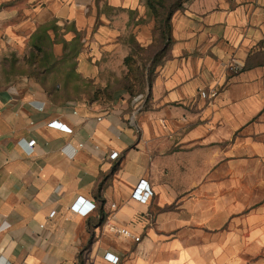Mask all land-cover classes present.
Here are the masks:
<instances>
[{"label": "crops", "instance_id": "obj_1", "mask_svg": "<svg viewBox=\"0 0 264 264\" xmlns=\"http://www.w3.org/2000/svg\"><path fill=\"white\" fill-rule=\"evenodd\" d=\"M56 3L74 78L0 92V264H264V0H188L168 45L146 0Z\"/></svg>", "mask_w": 264, "mask_h": 264}, {"label": "rangeland", "instance_id": "obj_2", "mask_svg": "<svg viewBox=\"0 0 264 264\" xmlns=\"http://www.w3.org/2000/svg\"><path fill=\"white\" fill-rule=\"evenodd\" d=\"M56 1L0 0V92L23 79L39 81L31 76L32 55L36 52L31 38L41 27L54 24L53 16L57 15L58 5ZM149 18L150 26L155 29V17L151 15ZM59 33L63 34L62 31H58V34L53 30L49 31L53 44L48 50L52 49L57 57H61L63 49V37ZM137 86L140 91L141 85ZM96 90V86L91 84H86L84 88L86 95Z\"/></svg>", "mask_w": 264, "mask_h": 264}, {"label": "trees", "instance_id": "obj_3", "mask_svg": "<svg viewBox=\"0 0 264 264\" xmlns=\"http://www.w3.org/2000/svg\"><path fill=\"white\" fill-rule=\"evenodd\" d=\"M187 1L188 0H146L150 14L153 15L157 21L155 30L159 35V43L168 45L172 17L177 11L183 9V5ZM50 30L55 31L57 34L58 31H64L63 34L59 33L63 37L61 44L63 45L64 54L61 57H57L52 49L51 51L48 50L53 44L49 34ZM70 31L76 32L72 26L66 25L60 27L54 22V24L41 27L39 31L32 36V45L36 52L32 55L33 58L30 66H32L33 72L31 76L39 79L42 85H45L46 82L48 84L50 77L57 80L60 76H64L65 83L74 78L72 70L73 62L81 50L82 43L78 34L73 41H66L64 38L65 33ZM65 63H67V66H65ZM261 63L264 62L261 61ZM250 65L254 66L253 64ZM250 65L245 66L244 70L251 67ZM149 70L150 73L148 78L149 82H151L153 70Z\"/></svg>", "mask_w": 264, "mask_h": 264}, {"label": "built area", "instance_id": "obj_4", "mask_svg": "<svg viewBox=\"0 0 264 264\" xmlns=\"http://www.w3.org/2000/svg\"><path fill=\"white\" fill-rule=\"evenodd\" d=\"M230 70L233 71L234 73H239L242 70V67L239 66L238 64H234L230 67ZM218 90L213 88L209 91H205L201 93V96L205 99H210L213 100L218 96ZM131 125L136 126V116L133 115L131 117L130 120ZM51 126H54L60 130L63 131H71L69 128H67V126L61 124V123H57L54 122L51 124ZM35 145V142L32 141L28 144L29 148L32 149ZM119 154L118 153H113L110 156L111 160H116L118 158ZM153 197V192L151 191L150 187L148 186V183L145 181H141L140 184L138 185V187L135 190L134 193V198L137 199L138 201L142 202V203H147L151 198ZM94 205L89 204L85 201H83L82 199H79L77 201V203L73 206V210L76 211L77 213H81V214H88L90 213L93 209H94ZM121 234L127 235L129 236L130 234L125 231L122 230L120 231ZM137 241H139V239H136ZM106 259L112 263V264H118L119 263V258L115 257L113 255H106Z\"/></svg>", "mask_w": 264, "mask_h": 264}]
</instances>
